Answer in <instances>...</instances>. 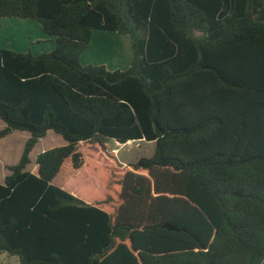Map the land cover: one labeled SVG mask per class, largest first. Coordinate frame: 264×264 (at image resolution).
Listing matches in <instances>:
<instances>
[{"label": "trees", "instance_id": "16d2710c", "mask_svg": "<svg viewBox=\"0 0 264 264\" xmlns=\"http://www.w3.org/2000/svg\"><path fill=\"white\" fill-rule=\"evenodd\" d=\"M12 18L39 23L56 46L0 49V141L30 134L0 183V254L264 264V21L251 0H0V20ZM94 31L131 38L128 69L82 65ZM50 132L65 145L32 173ZM140 140L156 143L153 156L111 171L102 202L64 189L85 165L80 144Z\"/></svg>", "mask_w": 264, "mask_h": 264}, {"label": "rangeland", "instance_id": "374dc122", "mask_svg": "<svg viewBox=\"0 0 264 264\" xmlns=\"http://www.w3.org/2000/svg\"><path fill=\"white\" fill-rule=\"evenodd\" d=\"M4 32L6 35H9V31ZM32 33L35 34L36 31L32 30ZM21 40L24 41V38L21 37ZM131 44V38L128 35L108 31H94L92 43L89 49L82 55L81 63L84 66L106 65L109 68L115 67L116 69L123 70L124 67L126 68L129 65V59L131 61ZM48 48L52 49V45L45 46L44 51H47ZM4 128L5 125L0 119V131ZM29 137V133L17 131L0 141V183H3L6 175L9 174V167L19 163ZM110 143L111 141L103 149H95L88 143L79 145V150L85 157V165L78 173H75V177H79V180L75 184L85 194V197L77 195L79 198L83 200H85L84 198L88 199V197L91 198L93 196L97 197L96 200L103 198L111 171L124 172L130 169L129 165L135 163L143 156L142 154H149L148 152L153 147L146 142L124 146ZM63 145H65L63 138L50 132L34 147L30 155L32 159L30 168L36 167V157L40 153ZM73 180H75L74 177L70 175L68 181L74 183ZM16 260V257L8 254L0 255V264H15Z\"/></svg>", "mask_w": 264, "mask_h": 264}, {"label": "crops", "instance_id": "0c3cea01", "mask_svg": "<svg viewBox=\"0 0 264 264\" xmlns=\"http://www.w3.org/2000/svg\"><path fill=\"white\" fill-rule=\"evenodd\" d=\"M219 13H221V12H219ZM251 16H252L253 20H255V21H259V20L264 21V0H251ZM32 30H35L36 33L33 34ZM4 31H9V35H6ZM14 31H15V35H14ZM21 37L24 38V41L21 40ZM47 45H52V49L48 48L47 51H44V48ZM55 46H56L55 39L44 34L41 25L35 21L22 20V19H16V18L0 20V49H8V50L22 52V53H26V52L30 51L34 55H40L42 53L52 52L55 49ZM131 48H132V45H131ZM132 59H133V50H132V54H131V61L129 59V63L127 62L129 65L128 64H127L128 66L125 65L127 67L126 68L124 67L123 70H126L131 66ZM107 68L110 71L118 70L115 67L114 68L107 67ZM120 70H122V69H120ZM15 132H17V131H15ZM142 142H146V143L151 144L153 146L152 150H150L148 152L149 154H142L143 155L142 157H147V158L152 157L154 152H155V148H156L155 142H147L144 140H140V141H136V142L130 141L127 144H120L116 141H111L110 144H116V145L120 144L121 146H124V145H128V144L142 143ZM142 157H140V158H142ZM31 161H32V159H31ZM31 164H32V162H31ZM27 170L32 172V173H37L38 168L36 166L35 168L32 169V168H30V165H29ZM143 174H145V173H143ZM75 175L76 174L72 175L75 179V180H73L74 183L68 181V178L66 179L65 184H64V189L66 191L70 192L71 194H73L74 196L78 195V196H84L85 197V194L82 191V189L77 187V185L75 184V182L77 180H79L78 179L79 177H75ZM79 199H81V198H79ZM84 199L85 200H83V199H81V200H83L84 202H86L88 204H92L93 202H102L105 199V195H103V198H101L100 200H96L97 197H94V196L91 198L88 197V199L87 198H84ZM4 254H8V253H2L0 255H4ZM12 257H15V256H12ZM16 258H17V260H16L15 264H18L19 259H18V257H16Z\"/></svg>", "mask_w": 264, "mask_h": 264}]
</instances>
